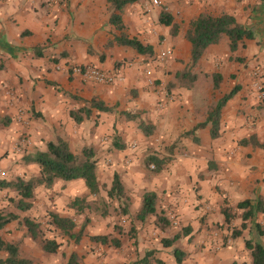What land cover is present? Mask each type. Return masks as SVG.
<instances>
[{
    "label": "crops",
    "instance_id": "1",
    "mask_svg": "<svg viewBox=\"0 0 264 264\" xmlns=\"http://www.w3.org/2000/svg\"><path fill=\"white\" fill-rule=\"evenodd\" d=\"M157 1L137 0L115 11L109 0H0V142L7 146V151L0 148V167L4 161L13 165L14 155L20 156L15 171L27 167L40 176V167L26 159L46 152L50 143L62 138L73 152L94 150L98 178L106 170L105 159L111 160L113 171H123L133 196L125 207L129 217L140 221L135 226L138 238L128 247L119 237L122 247L114 248L90 239L111 236L113 230L85 233L82 239L98 249L85 252L82 241L74 239L71 256L85 255L78 264H253L247 242L264 247V211L245 220L248 209L240 205L250 202L256 209L261 202L264 209V102L255 87L256 82L264 83V1ZM115 12L123 28L112 23ZM163 13L172 16L177 35L173 25L161 22ZM203 14L232 16L255 38L244 39L232 50L224 35L191 68L192 45L186 34ZM122 36L151 46L153 53L142 55L118 44ZM163 53L168 56L160 61ZM88 66L119 72L124 79L102 85L73 71ZM146 70L152 71L154 85L148 83ZM185 72L196 76L193 83ZM214 75L220 76L218 88ZM235 90L221 111L219 136L212 137L211 125L196 129L219 100ZM93 100L114 111L92 109L90 118L77 123L72 112L91 109ZM127 113L137 119H129ZM141 122L153 126L152 134L141 130ZM179 143L186 149L180 155ZM150 155L164 161L160 172L148 165ZM116 175L125 188L126 179L124 184L119 171ZM59 182L51 188L38 186L35 195L41 187L50 191L66 185ZM148 192L157 194L156 214L143 223L138 214ZM72 193L68 186L50 213L73 218L77 224V212L82 211L72 207L79 198ZM225 208L234 216L230 224ZM158 215L171 226L158 227ZM82 227L77 224L76 229ZM235 229L242 232L240 237L233 238ZM177 235L180 239L165 244ZM105 249L107 256L100 257ZM176 249L183 252L181 263Z\"/></svg>",
    "mask_w": 264,
    "mask_h": 264
},
{
    "label": "trees",
    "instance_id": "2",
    "mask_svg": "<svg viewBox=\"0 0 264 264\" xmlns=\"http://www.w3.org/2000/svg\"><path fill=\"white\" fill-rule=\"evenodd\" d=\"M137 0H109L115 11H121L126 5L133 3ZM264 1V0H263ZM112 23L118 27L123 28V22L119 14L113 13L111 18ZM161 22L167 26L173 25V35H177L178 27L173 24V18L170 14L163 13L161 16ZM227 35L231 41V49L236 50L239 43L244 39H254V33L239 25L236 19L229 15H222L215 17L209 14H203L198 19L194 20L190 28L187 31L186 37L192 45V56L190 67L194 68L204 55L205 51L211 45L220 42L221 38ZM117 43L120 45L132 47L139 54L151 55L153 49L151 46H145L137 39H130L127 36L117 38ZM119 67V66H117ZM183 76H187V80L190 83L195 81L196 76H193L189 72L183 73ZM215 88L219 87V75H214ZM236 94V90L230 94L225 95L217 105L210 110L207 120L199 124L196 129L212 126L211 134L213 138L219 136L220 131V116L221 111L227 102ZM91 109L88 107L82 108L79 111L72 112V117L77 123H81L85 119H88L92 115V109H96L101 112H113L114 108L108 107L102 101L93 100L91 103ZM129 119H137L136 115L130 113L125 114ZM140 128L147 135L152 134L154 128L152 125H147L144 122L140 123ZM120 142L117 145L120 149H124L125 146H120ZM26 161L30 164L34 163L40 167V176L31 177L30 179L18 178L15 181H7L0 179V189H11L16 192V197L11 198V202L15 203L17 209L20 212L26 213L33 208L32 200L35 198V189L38 186H45L51 188L57 181H74L77 179L85 180L86 186L91 195H98L101 192V186L98 178V160L96 159V153L92 148H84L81 152L71 151L69 144L62 138H59L57 142L50 143L46 152H38L33 157H28ZM164 161L155 155L150 156L148 165L154 167L155 172H160L163 168ZM125 188L120 180L119 176L113 180L112 187L108 191V196L111 199H118L120 202L124 201ZM84 200L76 199L72 207H77L79 211H83ZM157 194L154 192H148L144 195L143 206L138 214V218L141 221H146L151 215L156 214ZM241 208L248 209L245 214V220L252 218L254 212H263V205L259 202L258 207L255 209L250 202H244L240 205ZM124 213L127 214V208L124 207ZM223 213L226 217V221L230 224L234 218L229 208H225ZM48 225L53 226L56 230L61 231L64 235L71 239H75L76 242H80L85 236V226L82 227L80 232H76L77 224L73 218L63 217L58 213L49 214ZM19 222L26 229L34 239H41L42 248L46 253L56 254L59 252L61 244L55 240L45 236V228L41 222L34 220L29 216L22 218L15 212H0V253H6L7 258L0 256V264H33L31 260L21 257L20 245L15 242L6 241L1 232L5 230L9 225ZM157 225L162 230H165L171 226L170 221L161 215H158ZM247 226L243 224V229ZM50 230V229H49ZM116 230L120 231L118 227ZM242 232L240 230L233 231V238L240 237ZM180 235L175 236L173 240L166 241V245H172L178 239ZM90 239L94 243L101 244L103 246H111L114 248H121L122 241L119 238L111 237L109 235H96L90 236ZM247 247L252 252L254 260L253 264H264V247L258 243L252 241L247 242ZM177 262H182L183 252L179 249L175 250ZM67 264H78V255L75 253L71 256ZM149 264V262H145ZM238 264V263H234Z\"/></svg>",
    "mask_w": 264,
    "mask_h": 264
},
{
    "label": "rangeland",
    "instance_id": "3",
    "mask_svg": "<svg viewBox=\"0 0 264 264\" xmlns=\"http://www.w3.org/2000/svg\"><path fill=\"white\" fill-rule=\"evenodd\" d=\"M22 140L21 143L22 144ZM25 144H27L25 140ZM138 145V144H137ZM15 150V144L13 145ZM138 146H134L137 148ZM0 148H2V152L7 151V146L4 143L0 142ZM185 147L182 144H178L176 149V154H183L185 151ZM10 152V151H9ZM15 153V152H14ZM151 156V155H150ZM148 156V157H150ZM6 157V154L3 155L2 158ZM14 164L7 165L6 161L2 162V167H0V179L7 180V181H15L18 178H26L29 179L31 177H38L39 174L37 170L29 169L24 167L23 171L17 169L15 171V162L20 159V156L13 157ZM103 159V157H102ZM16 160V161H15ZM108 160V159H107ZM105 159V167L106 170L99 172L100 183L102 185L101 193L98 196L91 197L90 191L88 190L87 186L83 184V186H79L81 182H85L83 179H77L74 181H61L60 184H66L65 186L59 185L58 187L52 188L50 191H47L46 188L41 187L39 191L36 193L35 198L32 200L34 201V209L30 210L29 212L23 213L20 212L15 203L11 202V198L16 197V192L11 189L1 190L0 189V212L1 211H11L19 214L22 218L25 216H29L38 222H41L45 228V236L50 239H55L59 242H62L63 248L56 254H49L46 253L42 248V241L41 239H33L30 234L27 233L26 229L20 223H13L8 226L5 230L1 232L3 238L8 242H15L19 243L20 245V252L21 257L29 259L32 261L33 264H66L69 257H71L72 251L70 247L75 242L74 239H70L64 235L59 230H56L53 226L50 227L48 225L49 222V214L50 210L53 209L54 202L60 197V200H63V196L65 191H67L69 186V191H73L72 194H75L76 197L81 198L84 200L83 208L84 210L80 213L77 212L79 217L78 220V227L85 226V233H106L111 230L114 231L115 234H111V237L116 238H123L124 242L126 243L125 246L131 247L130 244H135V238H138V230L135 229L136 223L140 221L134 220L132 217H129L128 214L124 213L125 204L131 202V197H133L130 192L129 181L127 177H124L123 171L117 169L113 171L114 168L112 167L110 161ZM145 161V160H144ZM147 161V160H146ZM102 162V161H101ZM142 163V161H141ZM144 163V162H143ZM143 169L145 167L141 164ZM24 166V165H23ZM153 171L154 167H150ZM147 169H145L146 171ZM119 171L122 177V180L125 184L126 179V187H125V196L124 201L120 202L118 199H111L108 196V191L112 187V182L114 178V173ZM153 173V172H152ZM125 178V179H124ZM90 195V196H89ZM51 196V197H50ZM62 198V199H61ZM55 200V201H54ZM151 220V219H150ZM148 221V220H147ZM146 221V222H147ZM145 222V223H146ZM156 222V220H155ZM144 223V222H143ZM141 225V223H140ZM145 225V224H143ZM118 227L120 231L116 230L115 228ZM50 229V230H49ZM80 231V229H76V232ZM87 235V236H89ZM85 238H88V237ZM80 244L85 245V252H96L97 248H91L88 245V242H85L84 239L81 240ZM139 244V243H138ZM136 244L135 247L138 246ZM121 250H124L123 248ZM101 256L106 257L107 251H100ZM124 252H127L124 250ZM0 256L3 258H7L6 253H0ZM85 255H81L78 253V260L79 262L83 261V257ZM89 264H94L90 262Z\"/></svg>",
    "mask_w": 264,
    "mask_h": 264
},
{
    "label": "built area",
    "instance_id": "4",
    "mask_svg": "<svg viewBox=\"0 0 264 264\" xmlns=\"http://www.w3.org/2000/svg\"><path fill=\"white\" fill-rule=\"evenodd\" d=\"M154 3L158 4V1L154 0ZM167 56H168L167 53H163L160 57V61H165ZM59 69L61 68L59 67ZM73 71L74 73L82 76V78L87 82H92V83H97V84H102V85H112L124 79V76L119 72L104 71V70L95 68L93 66L76 67L73 69ZM145 73L148 76V83L150 85H154L155 80L153 79L152 71L146 70ZM255 87L257 91L259 92L260 99L264 102V83L262 81L256 82ZM23 143L25 144V140L23 141ZM171 220L175 224L178 223L175 217H171Z\"/></svg>",
    "mask_w": 264,
    "mask_h": 264
}]
</instances>
